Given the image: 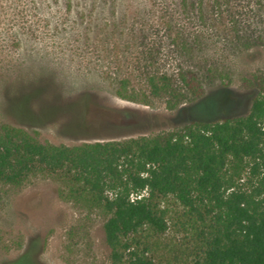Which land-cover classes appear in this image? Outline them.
<instances>
[{
    "label": "rangeland",
    "instance_id": "rangeland-1",
    "mask_svg": "<svg viewBox=\"0 0 264 264\" xmlns=\"http://www.w3.org/2000/svg\"><path fill=\"white\" fill-rule=\"evenodd\" d=\"M162 74L176 97L152 94ZM262 80L264 0H0V125L42 143L181 131L243 112ZM73 190L43 172L0 184V264H112L104 212ZM173 214L157 259L184 242Z\"/></svg>",
    "mask_w": 264,
    "mask_h": 264
},
{
    "label": "trees",
    "instance_id": "trees-1",
    "mask_svg": "<svg viewBox=\"0 0 264 264\" xmlns=\"http://www.w3.org/2000/svg\"><path fill=\"white\" fill-rule=\"evenodd\" d=\"M148 82L152 94L176 97L167 74ZM179 83L201 95L194 75L181 73ZM256 87L241 113L121 141L42 143L3 123L0 184L59 176L104 212L112 264H264V80ZM171 212L184 242L169 250L174 259H157Z\"/></svg>",
    "mask_w": 264,
    "mask_h": 264
}]
</instances>
